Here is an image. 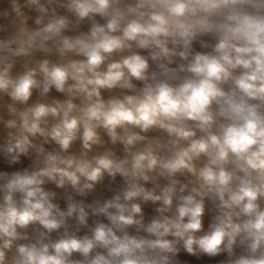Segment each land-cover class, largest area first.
<instances>
[{"label": "clouds", "instance_id": "1", "mask_svg": "<svg viewBox=\"0 0 264 264\" xmlns=\"http://www.w3.org/2000/svg\"><path fill=\"white\" fill-rule=\"evenodd\" d=\"M0 264H264V0H0Z\"/></svg>", "mask_w": 264, "mask_h": 264}]
</instances>
